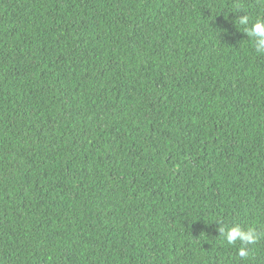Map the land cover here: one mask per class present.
I'll return each instance as SVG.
<instances>
[{
    "label": "trees",
    "instance_id": "16d2710c",
    "mask_svg": "<svg viewBox=\"0 0 264 264\" xmlns=\"http://www.w3.org/2000/svg\"><path fill=\"white\" fill-rule=\"evenodd\" d=\"M257 18L264 0H0V264H264Z\"/></svg>",
    "mask_w": 264,
    "mask_h": 264
},
{
    "label": "clouds",
    "instance_id": "9594fccd",
    "mask_svg": "<svg viewBox=\"0 0 264 264\" xmlns=\"http://www.w3.org/2000/svg\"><path fill=\"white\" fill-rule=\"evenodd\" d=\"M247 18H243L240 22L245 23ZM249 36L256 37V43L254 45L255 52H264V18H257L256 22L253 24L251 29L248 30ZM223 232V229H221ZM224 239L229 245H235L237 241L240 243L238 248V255L240 257H247L248 250L246 245L256 243V232L253 228H248L247 230L241 229L239 226L229 229L224 235Z\"/></svg>",
    "mask_w": 264,
    "mask_h": 264
}]
</instances>
